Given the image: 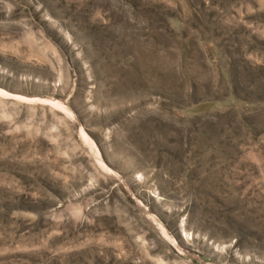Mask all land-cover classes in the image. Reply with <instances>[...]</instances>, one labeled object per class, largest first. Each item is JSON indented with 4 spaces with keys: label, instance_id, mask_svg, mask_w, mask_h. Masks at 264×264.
Masks as SVG:
<instances>
[{
    "label": "rangeland",
    "instance_id": "rangeland-1",
    "mask_svg": "<svg viewBox=\"0 0 264 264\" xmlns=\"http://www.w3.org/2000/svg\"><path fill=\"white\" fill-rule=\"evenodd\" d=\"M0 89V264H264V0H0Z\"/></svg>",
    "mask_w": 264,
    "mask_h": 264
},
{
    "label": "bare ground",
    "instance_id": "bare-ground-1",
    "mask_svg": "<svg viewBox=\"0 0 264 264\" xmlns=\"http://www.w3.org/2000/svg\"><path fill=\"white\" fill-rule=\"evenodd\" d=\"M0 93L2 94V93H4V94H6V93H8V92H6L5 90H3V89H0ZM4 94H2V95H4ZM14 95H16V98H22V99H26V100H31L30 98H27V97H25V96H22V95H19V94H14ZM10 96H12V95H10ZM15 97V96H14ZM34 100V99H33ZM42 103H48V104H56V105H62V106H64V105H66L67 106V104H64L62 101H60V100H57V99H39ZM60 107V106H59ZM65 107V106H64ZM68 108H63V110H67ZM67 111H69V110H67ZM66 111V112H67ZM70 112V111H69ZM81 129H82V133H84L85 135H86V133H85V130H84V128L81 126ZM101 161L103 162V164L104 165H107L106 163H105V161L103 160V159H101ZM108 167V166H107Z\"/></svg>",
    "mask_w": 264,
    "mask_h": 264
}]
</instances>
